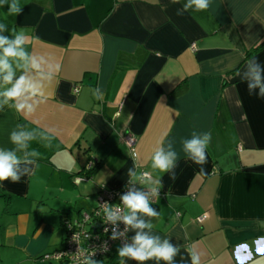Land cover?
I'll use <instances>...</instances> for the list:
<instances>
[{
    "label": "crops",
    "instance_id": "crops-1",
    "mask_svg": "<svg viewBox=\"0 0 264 264\" xmlns=\"http://www.w3.org/2000/svg\"><path fill=\"white\" fill-rule=\"evenodd\" d=\"M184 3L20 0L18 16L0 7L9 28L0 35L24 28L25 49L52 67L51 78L46 68L28 73L43 93L34 112L3 106L0 148L13 147L17 125L61 145L40 146L39 166L19 183L0 181V264H61L41 256L63 248L64 219L90 211L101 184L119 188L141 168L163 188L151 205L159 216H138L152 223L150 235L179 247L173 264H191L189 248L201 264H264V97L242 80L249 59L264 69V46L256 48L264 0H210L200 12H184ZM194 131L211 133L203 166L182 150ZM126 133L136 138L134 156ZM169 142L179 154L175 180L151 167ZM90 160L98 165L87 174ZM119 247L97 264H120Z\"/></svg>",
    "mask_w": 264,
    "mask_h": 264
},
{
    "label": "clouds",
    "instance_id": "clouds-1",
    "mask_svg": "<svg viewBox=\"0 0 264 264\" xmlns=\"http://www.w3.org/2000/svg\"><path fill=\"white\" fill-rule=\"evenodd\" d=\"M172 4L180 3V0H171ZM210 0H186L183 5V11L189 9L200 12L209 8ZM7 6L9 15L18 16L23 12V6L20 0H0V7ZM177 15L183 13L177 10ZM5 30L9 31L5 23L0 22V33ZM10 35H0V111L4 105H8L18 113H32L36 107L43 102V93L40 87L32 78L29 77L30 71L37 73L47 69L49 78L52 76V67L44 57L37 59L36 56L30 54L24 47L26 43V30L11 29ZM247 71L242 78L247 82L249 94L256 93L260 97H264V76H262L261 65L255 57L247 61ZM20 71L19 76L16 75ZM239 75V72L237 73ZM93 96L97 100H103L104 92L97 86L92 90ZM17 129L12 130L9 134V141L13 145L11 148H0V181H11L19 183L22 176L33 174L38 167V158L40 153L30 150V142L37 138L35 130H23L21 125H17ZM41 138L47 141L44 146H52V138L47 135H41ZM211 142V133L193 132L190 139L182 141V150L185 158L190 159L193 163L203 166L207 163L206 149ZM19 153V155H18ZM151 167L161 173L170 175V179H176L175 169L178 165L179 154L174 149L171 142L167 145L158 147L151 157ZM25 167L21 168V165ZM34 166V167H29ZM203 171V168L201 169ZM137 173L133 169L128 170L130 178L136 177ZM147 175V174H143ZM150 191V195L142 191L130 190L127 194L121 196V204L109 207L107 203L104 205L105 222L115 224L120 220L125 224V231L129 228L135 231L131 244H125L117 250L120 264H125L124 258L136 261L137 264H145L148 260H155L157 264L163 261L164 264H173L174 257L179 253V247L169 243L168 239L161 241L160 236L150 235L153 228L151 222L141 219L138 214L157 218L159 212L153 208L152 203L159 199L160 190L163 188L162 178L155 180V183L144 181ZM152 198H155L153 201ZM126 210V211H125ZM123 212L121 215L120 213ZM148 229L149 231H144ZM115 239V234L111 237ZM245 248L247 246H244ZM191 257V264H201V256L187 249ZM258 254L262 252L260 247L257 248ZM250 258V257H249ZM89 264H97L95 261H89ZM243 264V261H241Z\"/></svg>",
    "mask_w": 264,
    "mask_h": 264
},
{
    "label": "built area",
    "instance_id": "built-area-1",
    "mask_svg": "<svg viewBox=\"0 0 264 264\" xmlns=\"http://www.w3.org/2000/svg\"><path fill=\"white\" fill-rule=\"evenodd\" d=\"M135 141L136 138L133 135L129 133L124 135V142L133 156ZM93 163L94 161L90 160L87 168ZM142 176L143 180L147 181L150 178V173L141 168L136 181L129 180L115 189L107 188L104 184H101L94 207L90 211L81 212L76 218H69L64 221L65 239L63 248L42 255V260L54 259L61 264H89V261L96 262L103 259L115 245L131 244L128 230L125 231L126 226L122 221L118 220L115 224L105 222L104 205L105 203L109 207L120 205L123 209L120 198L130 190L142 191L150 195L149 187L141 181ZM161 194L160 192L159 196ZM152 199L155 200V198ZM120 214L122 215L123 212ZM206 216L207 214L203 213L195 220L200 222ZM113 234H115V239L111 238Z\"/></svg>",
    "mask_w": 264,
    "mask_h": 264
},
{
    "label": "trees",
    "instance_id": "trees-1",
    "mask_svg": "<svg viewBox=\"0 0 264 264\" xmlns=\"http://www.w3.org/2000/svg\"><path fill=\"white\" fill-rule=\"evenodd\" d=\"M261 46H264V40H262L260 43H258L257 45H256V48H259V47H261ZM255 48V49H256ZM27 129V131H33V130H35V132H36V135H37V138L35 139V140H33V141H31L30 142V150L31 149H35V150H37L38 152H41L40 150V146H42V145H44L47 141H45V140H43L42 138H41V135H42V133H40L39 131H37L36 129H30L29 127H27L26 128ZM60 147H61V145H59L58 143H55V144H52V146L51 147H46V149L48 150V153H51V152H55V151H57L58 149H60ZM44 158V157H43ZM45 159H47L48 160V156H45ZM97 165H98V162L97 161H95L88 169H87V174H89V173H92V171L93 170H95L96 169V167H97ZM99 190V189H98ZM99 192V191H98ZM98 192H97V194H98ZM97 197V196H96ZM96 204V203H95ZM66 219H69V218H65L64 219V221H66ZM64 221H63V223H62V226H63V228H64ZM64 230H65V228H64ZM64 239H65V237H64ZM109 254V253H108Z\"/></svg>",
    "mask_w": 264,
    "mask_h": 264
},
{
    "label": "rangeland",
    "instance_id": "rangeland-1",
    "mask_svg": "<svg viewBox=\"0 0 264 264\" xmlns=\"http://www.w3.org/2000/svg\"><path fill=\"white\" fill-rule=\"evenodd\" d=\"M42 259V258H41Z\"/></svg>",
    "mask_w": 264,
    "mask_h": 264
},
{
    "label": "water",
    "instance_id": "water-1",
    "mask_svg": "<svg viewBox=\"0 0 264 264\" xmlns=\"http://www.w3.org/2000/svg\"><path fill=\"white\" fill-rule=\"evenodd\" d=\"M88 165V164H87Z\"/></svg>",
    "mask_w": 264,
    "mask_h": 264
}]
</instances>
